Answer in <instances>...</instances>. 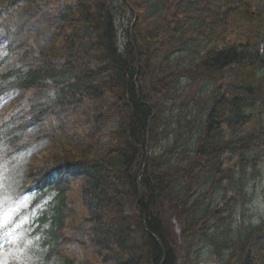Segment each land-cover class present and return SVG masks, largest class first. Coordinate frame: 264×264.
<instances>
[{
	"label": "trees",
	"instance_id": "1",
	"mask_svg": "<svg viewBox=\"0 0 264 264\" xmlns=\"http://www.w3.org/2000/svg\"><path fill=\"white\" fill-rule=\"evenodd\" d=\"M22 1L18 26L0 8V101L27 92L0 117V153L51 143L24 187L52 197L38 218L47 263L202 264L208 246L224 264H264L250 213L264 0ZM119 14L132 18L123 45ZM41 18L47 48L31 37Z\"/></svg>",
	"mask_w": 264,
	"mask_h": 264
},
{
	"label": "rangeland",
	"instance_id": "2",
	"mask_svg": "<svg viewBox=\"0 0 264 264\" xmlns=\"http://www.w3.org/2000/svg\"><path fill=\"white\" fill-rule=\"evenodd\" d=\"M11 1L14 0H0V8H8L4 11L8 19L6 22L18 26L27 20L28 5L22 0L12 3ZM131 19V16L123 17L119 14L121 45L127 40V28ZM262 24L264 25V20ZM51 34L49 21L42 18L36 21L31 31L34 44L40 48L49 47ZM3 55V46L0 44V59ZM18 59V56H12L9 63ZM26 97L25 91L13 92L3 97L0 101V117L16 102ZM50 148L51 143L46 140L43 143H35L33 147L13 156L6 155L7 151L4 149L0 153V215L4 218L3 225L0 226V264H48L42 246L38 218L52 197L39 201V198L35 199V193L25 192L24 187L27 184L29 165L38 158H44ZM251 187L254 189V199L250 213L254 215V223L259 224L264 222V161L260 174L256 181L252 182ZM35 200L39 202L35 204ZM169 225L180 236L181 228L174 217L170 218ZM214 253L210 247H203L200 254L202 264H224V256H217Z\"/></svg>",
	"mask_w": 264,
	"mask_h": 264
},
{
	"label": "snow or ice",
	"instance_id": "3",
	"mask_svg": "<svg viewBox=\"0 0 264 264\" xmlns=\"http://www.w3.org/2000/svg\"><path fill=\"white\" fill-rule=\"evenodd\" d=\"M3 220H4L3 215H0V226L3 225Z\"/></svg>",
	"mask_w": 264,
	"mask_h": 264
}]
</instances>
